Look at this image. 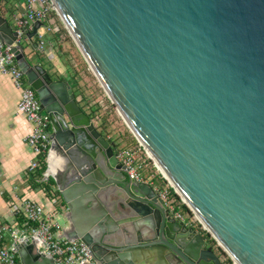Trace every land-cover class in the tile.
Here are the masks:
<instances>
[{
	"label": "water",
	"instance_id": "95a60500",
	"mask_svg": "<svg viewBox=\"0 0 264 264\" xmlns=\"http://www.w3.org/2000/svg\"><path fill=\"white\" fill-rule=\"evenodd\" d=\"M51 2L135 139L218 246L176 219L152 185L127 178L70 83L40 60L44 24L20 43L0 18V41L13 45L51 121L47 170H63L37 184L52 182L54 211L71 226L63 237L87 245L98 264H231L219 248L232 264H264V0ZM11 242L22 264H55L32 238Z\"/></svg>",
	"mask_w": 264,
	"mask_h": 264
},
{
	"label": "built area",
	"instance_id": "2783aa9c",
	"mask_svg": "<svg viewBox=\"0 0 264 264\" xmlns=\"http://www.w3.org/2000/svg\"><path fill=\"white\" fill-rule=\"evenodd\" d=\"M24 6L25 11L22 14L16 15L13 23L10 24L17 32V42L20 43L27 41V34L33 32L34 25L38 23L45 24L48 21L49 15L52 12H57L51 0H25ZM57 31V25L52 23L47 26L44 25L38 31L39 55L43 57H46V55L50 56V52L46 51L47 39L45 37L51 32H56L54 34H57L59 32ZM12 46L0 41V74L9 75L16 88L22 92V99L18 104L17 111L31 125V132L25 140L34 156L29 167V172L34 174L42 168L48 159L52 143L50 136L52 126L48 114L41 110L38 94L27 83L17 64ZM55 51L58 53L57 50ZM60 55L62 56L61 53ZM40 59L44 61L42 58ZM71 72H73L72 69ZM83 99L82 95L77 97L79 105L84 106L97 128H101L102 122L100 121L99 112L105 108L104 105L100 104V110L94 109L92 104L82 102ZM112 139L116 142L119 141V139L114 137ZM117 157L123 163L124 171L130 181L152 185L165 206L176 219L183 220L188 225L198 224L207 233L205 227L196 217L195 219L186 218L182 213L181 206L186 205L185 202L164 177L156 162H154L141 143L135 139V146L133 148H119ZM152 167L156 168L163 175V180L166 183L163 181L161 185L156 184V172L155 177L152 171H149L152 170ZM14 209L15 219L19 216H24V221L21 225L17 222L19 228V233H17L15 228L0 220V264H22L11 239L17 241L23 237L32 238L36 249L46 257L52 259L55 264H98L96 258L92 255V250L87 245L80 240H70L63 237L66 229L53 218L54 214H58V212L53 210L51 213H47L42 204L26 198L21 199L20 203L15 204Z\"/></svg>",
	"mask_w": 264,
	"mask_h": 264
},
{
	"label": "crops",
	"instance_id": "0c3cea01",
	"mask_svg": "<svg viewBox=\"0 0 264 264\" xmlns=\"http://www.w3.org/2000/svg\"><path fill=\"white\" fill-rule=\"evenodd\" d=\"M24 4L25 0H20V2H16V0H0V18L9 22V24L13 23L15 16L25 11ZM56 20L58 21V16L55 12H52L45 24L46 26L51 23L57 25ZM48 34H51L54 39L52 41H47L46 51L50 52V56L46 55L44 58L54 63L57 59L59 60L55 50H57L58 55L61 56L59 53L61 46H57L54 42L59 34H54L52 32ZM28 52L30 53L32 50L30 51L28 49ZM30 56L33 57L34 60H37L36 52H32ZM58 64L59 65H57V63L55 64L58 67L57 70L50 69L53 79H66L75 92V79L73 78L71 81L68 75L62 74L61 71L63 69L59 68L62 62L61 64L58 62ZM21 99L22 92L16 88L12 78L9 75L0 74V220L15 229L19 228L17 225L18 220L15 219L14 215V207L15 204L20 203L21 199L26 198L42 204L46 207L47 211L51 210L52 212L55 209L54 205H52L53 199L50 192L48 194L43 190L44 188L51 189V180L37 190H35L36 185H34L39 181H45V179L49 177L50 170L53 171L51 167L47 170V160L38 172L34 174L29 172V167L34 156L25 139L31 132V125L26 118L17 111ZM56 166L62 165L56 164ZM149 171H152L155 175L156 170L153 167L152 170ZM155 181L156 184L161 185L163 182L161 175L160 177L157 175ZM38 185L41 184L38 183ZM42 193L48 196L45 197ZM46 198H49L51 202L47 201ZM192 226L212 242V239L198 224H193ZM65 229V231H70L71 226L69 228L68 225Z\"/></svg>",
	"mask_w": 264,
	"mask_h": 264
},
{
	"label": "rangeland",
	"instance_id": "374dc122",
	"mask_svg": "<svg viewBox=\"0 0 264 264\" xmlns=\"http://www.w3.org/2000/svg\"><path fill=\"white\" fill-rule=\"evenodd\" d=\"M16 2H20V0H16ZM55 13L57 14V12ZM57 16H58V21L56 20L57 27H58V31L59 30L60 31L59 32L57 31L58 32L57 34L59 35L58 38H55L54 42L57 46L58 45L61 46L60 53L63 56H58L59 60L57 59L53 63L50 61L47 62L45 58L42 55H40V57L45 61V63L43 64L48 70L49 68L52 70H57L58 67L55 64L57 63V65H59L58 62L60 64L62 62V64L59 67L63 69L61 71L62 74L68 75L71 81L73 80V78L75 79V81L77 79L76 85L74 87L76 97L82 95L84 97L82 102L84 103L88 102L92 104L94 109L100 110V104L104 105L105 108L101 109L99 112V116L101 118L100 121L102 122L101 128L105 129L110 137L119 139V141L116 142L119 148H133L135 146L134 134L132 133L131 129L124 121L123 117L120 115L118 108L115 105H113L112 102L110 101L109 97L107 96L106 92L104 91L100 82L95 76L93 70L90 69V66L85 60V56L83 55L77 43L73 39L72 35L70 34L64 22L62 21L61 17L58 14ZM48 35H46L45 39H47V41H52L54 38L52 37L51 34ZM31 48H32L31 45H29L28 49L30 51L32 50ZM71 69L73 70V72H71ZM92 99H97V100H92ZM80 106L84 108L83 105L80 104ZM154 169L156 170V168ZM156 174L158 175V177H160L161 175L162 179H164L163 175L160 174L157 170H156ZM51 186L53 185L51 184ZM45 197L47 196L45 195ZM47 201H49V198L47 199ZM44 208L47 213L51 212V210L47 211L45 206ZM58 214L55 213L53 218H55L56 222L60 223V225L63 228H66L69 223L67 219L63 217L65 213H63L62 210H59ZM183 214L186 216V218L195 219V214H193L191 211L187 212L184 209ZM16 230L17 233H19V229ZM221 251L223 250L219 248V252ZM221 254L223 256L222 252ZM223 257L229 259L227 254L226 256L224 255Z\"/></svg>",
	"mask_w": 264,
	"mask_h": 264
},
{
	"label": "flooded vegetation",
	"instance_id": "af4514ba",
	"mask_svg": "<svg viewBox=\"0 0 264 264\" xmlns=\"http://www.w3.org/2000/svg\"><path fill=\"white\" fill-rule=\"evenodd\" d=\"M99 131L101 132V134H102L105 138H107V139L110 140L111 146H112L113 148H116V154H117V151H118L119 147H118L116 141H114V140L112 139V137H110V136L108 135V133H107V131H106L105 129H103V128H99ZM61 161H62V160H61ZM61 164H62V163H61ZM65 166H66V160H65ZM65 166H64V167H65ZM62 170H63V166H58V167H57L56 164H54L53 172L55 173L56 177H57L58 172H60V171H62ZM65 170H66V167H65V169H64V172H65ZM70 173H71V172H69V174H70ZM67 178H69L68 175H67ZM62 182H65V183L67 184V180H66V178L64 177V174H63ZM66 184H63V185H66ZM118 217H120V214H119V213H118Z\"/></svg>",
	"mask_w": 264,
	"mask_h": 264
},
{
	"label": "trees",
	"instance_id": "16d2710c",
	"mask_svg": "<svg viewBox=\"0 0 264 264\" xmlns=\"http://www.w3.org/2000/svg\"><path fill=\"white\" fill-rule=\"evenodd\" d=\"M23 13V12H22ZM21 13V14H22ZM44 25H46V24H44ZM56 56L58 57L59 55H58V53L56 54ZM164 181V183H166V181L165 180H163ZM34 183H36V182H34ZM34 185H36V187H35V190H37V189H39L40 187H42L41 185H38L37 183L36 184H34ZM45 192H48V188H44L43 189ZM181 211H182V213H183V211H184V209L187 211V212H190L189 211V208L186 206V205H182L181 206ZM17 220H18V224L19 225H21L22 224V222L24 221V216H19L18 218H17ZM208 236L211 238V236L208 234ZM212 239V238H211ZM212 243L213 244H215V245H217V243L212 239ZM222 253H223V255H225L226 256V254H224V252L223 251H221ZM228 261H229V263H231L232 264V262H231V260L230 259H228Z\"/></svg>",
	"mask_w": 264,
	"mask_h": 264
},
{
	"label": "bare ground",
	"instance_id": "6f19581e",
	"mask_svg": "<svg viewBox=\"0 0 264 264\" xmlns=\"http://www.w3.org/2000/svg\"><path fill=\"white\" fill-rule=\"evenodd\" d=\"M90 69H92V68H90ZM93 70V69H92ZM120 113V112H119ZM120 115H121V113H120ZM122 117H123V115H121ZM123 119H124V121L126 122V120H125V118L123 117ZM126 124L128 125V127L131 129V127H130V125L126 122Z\"/></svg>",
	"mask_w": 264,
	"mask_h": 264
}]
</instances>
